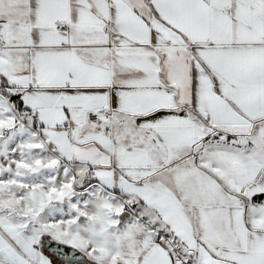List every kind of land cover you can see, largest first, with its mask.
Wrapping results in <instances>:
<instances>
[{"label": "snow or ice", "instance_id": "6c2138e0", "mask_svg": "<svg viewBox=\"0 0 264 264\" xmlns=\"http://www.w3.org/2000/svg\"><path fill=\"white\" fill-rule=\"evenodd\" d=\"M0 264H264V0H0Z\"/></svg>", "mask_w": 264, "mask_h": 264}]
</instances>
